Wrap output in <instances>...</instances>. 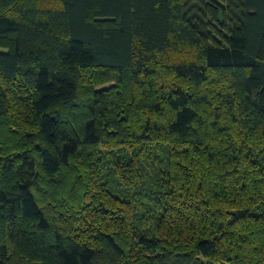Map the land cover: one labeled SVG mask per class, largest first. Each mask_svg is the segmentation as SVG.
Instances as JSON below:
<instances>
[{
    "label": "trees",
    "instance_id": "16d2710c",
    "mask_svg": "<svg viewBox=\"0 0 264 264\" xmlns=\"http://www.w3.org/2000/svg\"><path fill=\"white\" fill-rule=\"evenodd\" d=\"M16 110L0 264H264V0H0Z\"/></svg>",
    "mask_w": 264,
    "mask_h": 264
},
{
    "label": "rangeland",
    "instance_id": "374dc122",
    "mask_svg": "<svg viewBox=\"0 0 264 264\" xmlns=\"http://www.w3.org/2000/svg\"><path fill=\"white\" fill-rule=\"evenodd\" d=\"M18 111H13V114L11 115L10 120L13 121V126L16 130H11L10 132H6V134H2L0 135L1 137H8L9 140L11 139V135L14 133L15 134V139L18 138L17 140H21V138H19L20 134L23 132V126L21 125V123L18 122ZM18 129H21L22 131L19 132ZM19 132V133H17ZM18 136V137H17ZM103 152H107V149H103Z\"/></svg>",
    "mask_w": 264,
    "mask_h": 264
}]
</instances>
